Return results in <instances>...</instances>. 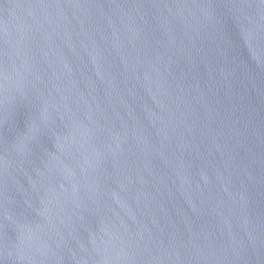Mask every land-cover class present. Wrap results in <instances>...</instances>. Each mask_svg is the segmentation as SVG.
<instances>
[{
    "label": "water",
    "instance_id": "water-1",
    "mask_svg": "<svg viewBox=\"0 0 264 264\" xmlns=\"http://www.w3.org/2000/svg\"><path fill=\"white\" fill-rule=\"evenodd\" d=\"M0 264H264V0H0Z\"/></svg>",
    "mask_w": 264,
    "mask_h": 264
}]
</instances>
